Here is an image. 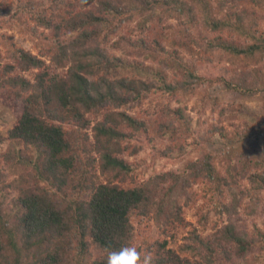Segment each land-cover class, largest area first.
Instances as JSON below:
<instances>
[{"label": "trees", "instance_id": "obj_1", "mask_svg": "<svg viewBox=\"0 0 264 264\" xmlns=\"http://www.w3.org/2000/svg\"><path fill=\"white\" fill-rule=\"evenodd\" d=\"M0 2V12L11 7L18 12L13 16L19 24L26 16L50 29L48 51L55 65L70 64L67 77L50 75L39 57L14 47L10 57L16 65L5 63L0 68V105L14 117L6 130L10 148L3 153L5 168L0 171V264H106L105 249L124 244L151 252L156 264H237L264 249L260 123H244L236 132V139L246 142V150L225 160L223 174L216 165L217 155L203 144L210 137L197 133L192 149L185 142L194 131L181 107L169 105L216 85L238 93L264 92V34L253 29L255 12L250 17L248 7H241L243 2L264 8V0H216L219 16L207 15L205 20L192 1L129 0L149 10L155 22L179 19L170 29L153 31V44L130 37L119 38L120 44L119 39L113 42L115 47L130 48L131 54L157 61L161 69L125 64L143 77L116 76L121 59L104 45L118 27L115 18L121 0H78L80 6L97 4L87 11L74 9L77 4L64 0ZM200 23L205 29H199ZM25 27L37 35V29ZM179 48L205 64L199 67V62L185 60ZM15 66L38 70L30 81L15 74ZM167 70H172L174 79ZM149 97L160 106L157 111L150 104L141 115L130 112ZM230 107L219 109V114L240 111ZM87 112L102 118L92 123ZM88 128L93 141L85 131ZM150 134L169 136L172 141L152 159L160 155L177 161L191 150L197 155L179 171L124 185L133 168L122 153H137L140 140L146 143ZM19 144L22 147L15 149ZM151 163L148 160L147 166ZM11 175H17L16 180L5 183ZM242 179L250 186L241 187ZM196 183L209 189L213 211L224 214L226 221L205 235L193 227L177 252L167 245L166 237L175 226L185 224L181 203L191 199ZM242 211L250 216L253 232L247 229ZM257 218L263 219V229L256 225ZM152 223L157 236L148 233ZM185 251L189 257L182 255Z\"/></svg>", "mask_w": 264, "mask_h": 264}, {"label": "rangeland", "instance_id": "obj_2", "mask_svg": "<svg viewBox=\"0 0 264 264\" xmlns=\"http://www.w3.org/2000/svg\"><path fill=\"white\" fill-rule=\"evenodd\" d=\"M64 1L70 2L71 4H77L78 7L74 6V9L77 8L79 11H87L93 8L95 9L97 5L96 3H88L85 6H80L78 0ZM191 1L193 5H195L200 19L204 18L205 20L207 15L210 17L219 16L217 13L218 6L216 0H187L189 3ZM48 4L49 2L46 3V5ZM241 7H248L247 12L249 13L250 17L252 13L255 12V19L257 23L253 29H257L262 34H264V8H259L258 6H254L251 3L249 5H243V2ZM140 8L141 7L136 6L134 3L131 4L129 0H121V12L117 14L115 18V22L118 24V27L114 29L115 31H111L110 34L107 35V42L104 43L109 54L119 56L121 59L120 63L118 64L120 68L116 72V76L118 77H143L140 75V73H137L135 70H132L129 67L125 68V64L130 62L135 64L140 63L141 65L146 66L151 65V67L155 69H161V67L157 61L150 56L146 57L143 54H131L130 48L125 49L118 48V46H113L114 41L119 38L128 37H130L132 40H137L138 38L140 40L141 38H144L150 45L153 44V31L155 32V30L162 31L163 29H170L171 26L179 24V19L176 17L167 18L161 21V23L155 22L153 19L150 20L151 12L149 10L143 11ZM57 12H59V10H57ZM17 13L18 12H15L13 7H11L6 13L0 12V37H2L0 39L3 40L0 45V68L5 63L15 64L16 60H12L11 57H14V47H19L39 57L43 63H45L42 69H47L50 75L58 74L61 77H67L66 71L70 64L66 63L64 66L55 65V60H53L51 52L48 51V44L50 42V29H45L44 27L36 25L33 21L27 19L26 16L22 17L23 22H26V25L24 23L19 24L17 21L18 19L13 16L17 15ZM200 22H202V20H200ZM23 25L29 26L31 29H37V35ZM199 29H205L201 23L199 25ZM207 33L212 35V32ZM223 34L227 35V33ZM243 37L239 38V40L243 41ZM120 43L121 39H119V44ZM163 44L167 48L172 47V45L168 44L166 41H163ZM6 48L9 52H7ZM179 51L185 60L192 59L194 62L201 61V58L197 57L196 55L191 56V54H189V52L183 48H179ZM213 61L216 63L217 59ZM201 64L204 65L205 63L199 62L196 65L200 67ZM252 67H254V65H251V71ZM37 70L38 69L36 68L21 70L17 68V66H15L13 69L15 74L23 76L30 81L33 80L34 73ZM99 73L101 72L99 71ZM167 73L170 79H174L175 75L172 70H167ZM150 104L153 106V111H157L160 107L157 102L151 100V97H149L144 100L141 105L134 107L130 112L134 115H141V113L147 109ZM169 105L173 108L181 107L188 126H190L194 131L192 137L186 138L187 140L185 142L187 145H191L192 149L194 146L193 144L196 146V143L192 142V139H198L197 133L203 132L210 137L209 140L205 141L203 144L209 150L213 151L215 155H217L216 165L219 171L223 174L225 173V160L228 157L235 158L239 152L246 150V142L236 139L235 135L236 132L244 126V123H260V131H262L264 134V92L238 93L234 90H227L224 86L216 85L198 89L193 93L182 96V100L180 102H176L174 100L171 101ZM227 106H231L230 108L232 111L238 108L240 111H236L235 114L226 112L224 115H220L219 109L226 108ZM87 115L92 118V123L97 122L102 118V114L93 116L92 113L87 112ZM13 120L14 117L11 115L9 110L6 107L0 105V171L5 168V164L3 162V153L10 148V142L6 138V130L11 126ZM219 128H222L223 134L220 132L221 129ZM85 131L88 132L90 135V140L93 141L91 130L88 128L85 129ZM169 139V136L150 134L146 143L144 140H140V145L142 146L137 153L130 154L127 150H124L122 157L128 163L132 164L133 173L123 182V184L138 185L146 181V179L151 175L159 174L169 170L179 171L187 159H192L197 155L196 151L191 150L177 161H169L167 159L165 160L163 156L157 154V157L152 159L153 153L164 150L172 143V141ZM21 147L22 145L19 144L15 147V149L18 150ZM148 160H152L153 162L149 166H147ZM97 172H99L98 169ZM97 174H100V172ZM102 176L101 180L104 179V176ZM16 177L17 175L9 176L5 183L9 184L12 181H15ZM239 185L241 187L250 186L247 179L240 180ZM192 189L193 193L191 199L188 202L181 203V213L185 219V224L175 226L166 237L168 241L167 245L177 252L179 251V247L186 243V238L189 234V231L193 227H196L201 234L205 235L215 231L226 221V216L224 214L219 215L213 211L212 194L203 183L194 184L191 190ZM205 213L207 214L206 219L201 223L200 218ZM241 213L246 220L247 229L253 232L254 226L252 221H250V216H248L245 211H242ZM262 221V218L256 219V225L261 229H263ZM148 233L152 236L158 235L157 227L153 225V223ZM182 255L189 257V253L187 251L182 253ZM237 264H264V249L253 255L251 258H248Z\"/></svg>", "mask_w": 264, "mask_h": 264}, {"label": "clouds", "instance_id": "obj_3", "mask_svg": "<svg viewBox=\"0 0 264 264\" xmlns=\"http://www.w3.org/2000/svg\"><path fill=\"white\" fill-rule=\"evenodd\" d=\"M106 264H156L151 252L141 251L134 244H124L118 249L106 248Z\"/></svg>", "mask_w": 264, "mask_h": 264}]
</instances>
